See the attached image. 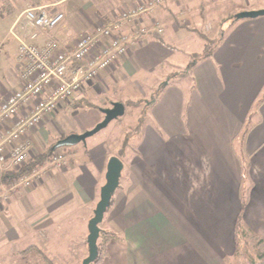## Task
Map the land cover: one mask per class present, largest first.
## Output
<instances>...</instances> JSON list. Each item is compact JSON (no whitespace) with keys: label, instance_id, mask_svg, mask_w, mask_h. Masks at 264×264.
Here are the masks:
<instances>
[{"label":"crops","instance_id":"obj_1","mask_svg":"<svg viewBox=\"0 0 264 264\" xmlns=\"http://www.w3.org/2000/svg\"><path fill=\"white\" fill-rule=\"evenodd\" d=\"M15 1L0 0V7L8 6L0 11V73L12 72L0 74V102L20 87L16 44L9 37L22 13L10 16ZM29 1L35 7L57 0ZM144 1L91 0L77 7L62 1L55 9L64 20L51 36L72 43ZM261 9L264 0H180L157 7L138 26L156 23L162 35L142 36L114 71L85 87L89 92L109 81L129 100L156 90L129 138L135 153L123 162L103 218L117 239L102 264H222V256L232 251L238 219L264 239V17L236 20ZM201 36L212 43L206 45L210 54L193 62L204 51ZM80 116L86 124L78 134L104 117L100 110ZM117 120L79 149L73 147L65 167L47 169L32 187L11 195L0 209V255L23 257L34 247L46 262H63L77 247L83 249L111 156L108 133ZM35 138L47 142L45 123L31 134V160L48 147L35 145Z\"/></svg>","mask_w":264,"mask_h":264},{"label":"built area","instance_id":"obj_2","mask_svg":"<svg viewBox=\"0 0 264 264\" xmlns=\"http://www.w3.org/2000/svg\"><path fill=\"white\" fill-rule=\"evenodd\" d=\"M62 1L24 10L9 33L16 44L20 87L0 102V209L11 194L32 187L44 174L36 167L23 172L30 159L31 134L43 119L59 112L101 73L111 71L142 36L162 35L156 23L138 24L157 7L180 0H146L121 9L69 44L51 36L64 20L55 9ZM53 161L58 167L66 164L61 155ZM5 177L10 180L7 185Z\"/></svg>","mask_w":264,"mask_h":264},{"label":"rangeland","instance_id":"obj_3","mask_svg":"<svg viewBox=\"0 0 264 264\" xmlns=\"http://www.w3.org/2000/svg\"><path fill=\"white\" fill-rule=\"evenodd\" d=\"M52 1H54V0H41L40 4H49V3H52ZM94 1H96V0H92V2H94ZM88 2H91V0H71L70 5L77 7V4H79V5L81 3L86 4ZM15 4L16 5L12 6V8H11V11L13 10L12 14L10 15L11 17L14 16L16 11L23 12L24 10H26L30 7H33V4H31L29 0H17V1H15ZM70 5H69V8L71 7ZM6 8L8 9V6H1L0 11L2 10L1 12H5ZM9 8H10V6H9ZM259 18H263V17H259ZM15 19H16V17H15ZM15 19H14V21H15ZM13 24H14V22L12 23V25L9 29V33H10V30H11ZM9 37H12V36H9ZM10 39H13V38H10ZM205 39H207V38H205ZM205 39L203 40L204 42L200 41V43H199V44H201L203 50L205 49L206 45L212 44L211 42L209 43V41H208L209 38L207 39V41L205 43ZM199 44H197V45L195 44L192 47L195 48V47L199 46ZM204 44H205V46L203 47ZM196 50H198V48ZM112 71H114V70H111V72ZM7 73H8V77H10L12 74L11 70H9L7 72V70L4 68V70L0 74H3V77H5L7 75ZM1 81H2V79L0 77V83H1ZM106 82H107L106 84H104V83H101L99 85L96 84L91 90H89V92L83 90L81 92V94L83 93L82 97L79 96L81 94H77L74 96V98L76 100L74 101V103L72 105L66 106L63 109H61V111L57 112L55 115H53L51 117H45L43 119V123L46 124V128H47L48 140L44 144L43 142H41V140L36 141L37 139L35 138V142H36L35 145H48V147L45 148V150L43 152L33 156V159L40 161L38 163L39 166H37V168H40V170L43 171L42 173H44L47 169H48V172L55 170V169H57V170L61 169L68 164L69 160L71 159V156H70L71 152L74 149L73 147H76L77 145L73 146V147H61L58 149H54V146L56 145V143L58 141L66 138L69 135H74V134L79 135L77 132H80L82 130V126L86 124V121L85 120L82 121L83 117L80 115L81 114L88 115V114H92L93 111L97 112L98 110H101L104 108L105 109L111 108L112 102L115 101L116 99L122 100V104L125 107V114L122 118H119V120H117V122H113L112 127H114V128H112L111 134L108 133L107 138H109V141L112 144V145H110V147H111L110 148V154H111V156H118V154H120V156L122 158L121 159L122 162H129L131 160L133 154L135 153L136 145H135V142H133L132 140L128 143L129 138L135 136V134H136L135 128L138 127L137 124H138L139 118H142V122H143V120L145 118L144 117V109L146 108V105L149 104L152 101L153 97L156 95V90L155 89L152 90L155 93H152L150 95L149 94L143 95V96H139V95L133 96L132 95L131 99L129 100L128 99V98H130L129 96L121 95V93H120L121 90L118 88V86L116 84L109 83V81H106ZM3 85H5V84H3ZM5 87H6V85H5ZM70 101L72 102L73 98H71ZM76 103H82V104H85L87 106L90 104L92 106L90 108H88V107H84V108L81 107L80 108V106ZM89 109H92L93 111H91ZM41 125H42V123H41ZM104 131H105L104 129L101 130L100 132L95 134V136H93V137L96 138V137L100 136L101 135L100 133H104ZM44 139H45V137H44ZM81 145L82 144H78L77 149H79V147H81ZM39 151H41V149H39ZM59 155L63 156L64 160L66 162V164L61 166V167H58L56 164H53V162H54L53 157L59 156ZM32 160L30 159L29 161H32ZM5 184L7 185L8 183H5ZM11 195H10V197H11ZM10 197H9V199H10ZM9 199H8V201H9ZM100 229L107 231V232L114 233L113 230L108 228L106 222H103L100 225ZM113 240H115V239H113ZM113 240H111L107 245L106 257L108 256L110 243ZM234 249H235V243H234V232H233L232 251H230V253L222 256V264H224L223 258L225 256H232V254L234 253ZM38 250L37 249H36V251L30 250L28 252H31V253L27 252L23 257H19V256L16 257V255L10 254L11 252L8 251V252H10L9 254L0 255V264H81L82 261L88 255L87 243L84 244L83 249H82V247H77L75 252L73 253L74 255L69 254L67 259H63V262L50 261L49 259H48V262H46L44 259V255L39 253ZM69 250L71 252L70 247H69ZM75 254H77V256ZM106 257L104 258V260L106 259ZM104 260L100 264H102L104 262Z\"/></svg>","mask_w":264,"mask_h":264},{"label":"water","instance_id":"obj_4","mask_svg":"<svg viewBox=\"0 0 264 264\" xmlns=\"http://www.w3.org/2000/svg\"><path fill=\"white\" fill-rule=\"evenodd\" d=\"M259 17H264V9L242 13L236 16V20L256 19ZM100 112L104 116L102 121L96 124L92 129L85 131L82 134L69 135L66 138L58 141L54 146V149L61 147H73L78 144L85 145L88 138H91L101 130L105 129L112 121L122 117L125 113V107L123 104L115 102L111 104V108L101 109ZM123 168V162L119 157L111 156L108 158L105 173V183L100 188L99 200L93 210L92 217L87 224L88 235L86 243L88 255L81 264H92L98 257L97 241L101 230L100 225L103 222L104 215L111 206L112 197L119 187Z\"/></svg>","mask_w":264,"mask_h":264},{"label":"trees","instance_id":"obj_5","mask_svg":"<svg viewBox=\"0 0 264 264\" xmlns=\"http://www.w3.org/2000/svg\"><path fill=\"white\" fill-rule=\"evenodd\" d=\"M201 38L204 40L205 38L203 36H201ZM210 54V48L209 46H206L203 54L200 55H196L194 56V60L193 62H195V59L198 60L200 59L202 56H207ZM193 64V63H192ZM190 64V65H192ZM80 106V108H84V107H88L90 108L92 105H85L82 103H76ZM147 108H145L144 110H146ZM142 124V118H139L138 124L135 128V131L137 132L139 129V126ZM247 133V130L244 132V135ZM120 159L121 156L120 154H118V156ZM40 161H37L36 159L29 161L26 166L25 169L23 170V172H27L31 169H34L35 167L39 166ZM8 179V177H5V179L3 180L4 182H6ZM117 235L115 233L112 232H107L104 230H100V234H99V238L97 241V247H98V257L95 260V262H93L92 264H100L104 258L106 257V250H107V245L108 243L113 240L116 239ZM234 243H235V249H234V253L232 254V256H225L223 258V263L224 264H264V240L257 234L251 233L250 231H248L247 229H245L241 222L237 221L236 225H235V229H234ZM29 250H35L34 247H30L29 249H27V251ZM39 253H41L38 250ZM42 254V253H41Z\"/></svg>","mask_w":264,"mask_h":264}]
</instances>
